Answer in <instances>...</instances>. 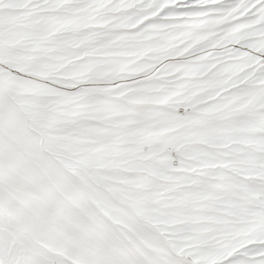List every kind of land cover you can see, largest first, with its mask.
Listing matches in <instances>:
<instances>
[{
  "label": "snow or ice",
  "instance_id": "snow-or-ice-1",
  "mask_svg": "<svg viewBox=\"0 0 264 264\" xmlns=\"http://www.w3.org/2000/svg\"><path fill=\"white\" fill-rule=\"evenodd\" d=\"M0 264H264V0H0Z\"/></svg>",
  "mask_w": 264,
  "mask_h": 264
}]
</instances>
